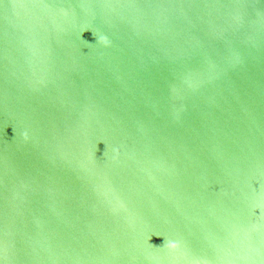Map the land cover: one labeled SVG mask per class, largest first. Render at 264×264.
Listing matches in <instances>:
<instances>
[{
	"label": "water",
	"instance_id": "obj_1",
	"mask_svg": "<svg viewBox=\"0 0 264 264\" xmlns=\"http://www.w3.org/2000/svg\"><path fill=\"white\" fill-rule=\"evenodd\" d=\"M0 264H264V0H0Z\"/></svg>",
	"mask_w": 264,
	"mask_h": 264
}]
</instances>
